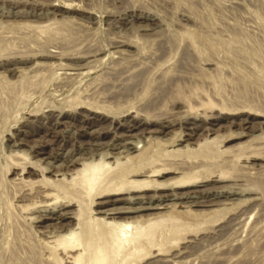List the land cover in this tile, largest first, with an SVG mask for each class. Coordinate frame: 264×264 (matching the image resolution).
<instances>
[{
  "label": "rangeland",
  "instance_id": "1",
  "mask_svg": "<svg viewBox=\"0 0 264 264\" xmlns=\"http://www.w3.org/2000/svg\"><path fill=\"white\" fill-rule=\"evenodd\" d=\"M0 80V264L60 263L47 241L71 206L38 193L41 168L130 143L154 165L204 161L176 190L194 198L162 204L183 222L153 264H264V0H0ZM207 136L250 158L198 151Z\"/></svg>",
  "mask_w": 264,
  "mask_h": 264
},
{
  "label": "bare ground",
  "instance_id": "2",
  "mask_svg": "<svg viewBox=\"0 0 264 264\" xmlns=\"http://www.w3.org/2000/svg\"><path fill=\"white\" fill-rule=\"evenodd\" d=\"M206 104H209V102ZM220 144L221 141L217 136H207L197 143V146L200 147L198 151L206 150L204 152L207 154L210 153L209 156L231 153L233 160L241 156L250 158L241 151L240 148L223 149L220 147ZM122 147V150L120 147H116L118 150L116 152H111L112 154L108 152L103 154L99 153L100 155L98 154L99 156L97 157H83L81 160L77 159L74 161L72 158L69 162L70 171L68 173L56 172V175L61 176L55 180L47 179L46 176H44L45 169L41 168L40 181L48 183V185L44 186L40 191L38 190V193L47 199L51 196L52 198L50 199L52 200H58L61 196V198L66 200L65 206H71L70 211H64L59 216L60 220H68L66 225H63L61 230L56 234L50 235V241H47L48 243L53 242L54 244H52V246L54 248H52L57 251L55 253L60 254L59 256L58 254H54V257L51 255L52 258H55L54 260L57 259L60 263L64 261L66 264H135L138 260H142V262L145 259L148 260L150 256L156 259H149V261H145V264H153L152 261L157 262L158 260H165V256L161 255L167 250L166 244L171 241L170 236H172V233L180 228L183 218L181 215L175 213H169L168 211L163 212L162 204L168 200L177 201L183 198H194L191 192L188 193L185 192V190L184 193H181L183 190L181 192L176 190L182 187H188L195 182L196 176L199 173L197 172L198 167L204 165V161L197 163L191 162L190 164L189 162L184 163L182 161L173 163L175 161L174 159V161L170 163H163L162 161L165 159L161 161L159 158L162 163L154 165V161L146 162L142 160V157L135 159L134 156L130 155V152H133L132 149H137L132 143L126 144V146L122 145ZM122 152L124 153L123 156L120 155ZM256 152L253 151L252 153L255 154ZM147 157H149V155ZM172 157L173 155H171V158ZM253 158H257V156ZM168 159L167 157V160ZM195 168H197L196 171ZM190 170H194V172L192 173ZM224 172L226 173L227 171H221L219 176L222 177L220 174H224ZM171 173H180V176H178V174L177 177H165L167 174ZM198 178L197 180L199 181ZM159 190L172 191L170 193L158 194L157 192ZM192 190L194 191L195 189ZM196 192H194V194ZM232 192L235 191L231 190L228 191V194L222 193L223 195H217L228 197L233 194ZM118 194H127V196L125 195L126 197H124L123 195L121 198L116 197V201L130 200L132 201L131 205L110 207V202L107 199L104 201H93L95 197L102 199V197L106 198L107 196ZM213 194L215 193L213 192ZM40 202H43V200ZM202 202L204 203L206 201L203 200ZM44 203L47 204L46 200ZM181 203H185V201ZM193 203L196 202L194 201ZM62 204L63 207H65L64 203ZM204 204L211 205V203ZM32 205L37 206L36 202ZM21 206V210L26 208V213L29 211L28 208L30 206H28V204H21ZM56 248L59 250H56ZM51 253L54 252L50 251V254ZM169 259L167 258L166 260L168 261Z\"/></svg>",
  "mask_w": 264,
  "mask_h": 264
}]
</instances>
